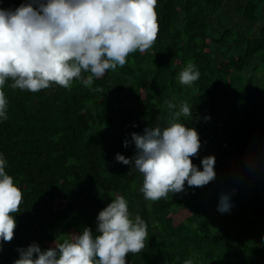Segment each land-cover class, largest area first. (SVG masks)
Listing matches in <instances>:
<instances>
[{"label": "trees", "instance_id": "obj_1", "mask_svg": "<svg viewBox=\"0 0 264 264\" xmlns=\"http://www.w3.org/2000/svg\"><path fill=\"white\" fill-rule=\"evenodd\" d=\"M28 2L0 0V9ZM155 11L153 45L90 86L73 80L68 89L33 93L6 81L0 153L22 202L12 240L0 241V264H12L17 247H50L58 223L65 237L95 232L98 212L115 195L147 224L145 247L127 254L126 264H264V171L242 170L250 153L264 156V0H157ZM189 62L200 78L181 85L178 73ZM129 94L143 117L127 104ZM182 101L192 115L181 119L201 141L192 162L199 167L214 155L216 179L145 200L142 174L115 155L131 158L135 145L123 141L166 119L168 102ZM233 188L230 213L217 212L219 194Z\"/></svg>", "mask_w": 264, "mask_h": 264}, {"label": "clouds", "instance_id": "obj_2", "mask_svg": "<svg viewBox=\"0 0 264 264\" xmlns=\"http://www.w3.org/2000/svg\"><path fill=\"white\" fill-rule=\"evenodd\" d=\"M156 4L157 0H29L14 10L0 9V121L8 119L3 91L7 80L12 81V88L33 93L53 84L68 89L73 80L87 87L106 71L122 68L130 53L148 50L158 33ZM177 78L181 85L191 86L200 72L189 62ZM95 91L103 90L97 87ZM168 109L166 119L123 141L124 147L135 145L131 158L115 155L117 162L142 174L139 191L149 201L185 191V182L189 187H202L216 179L214 155L202 157L199 167L192 162L201 141L196 129L181 119L191 117L192 108L182 101L178 105L168 102ZM7 163L0 153L2 242L12 240L14 214L22 202L21 189L6 172ZM242 170L264 171V156L250 153ZM235 191L219 194L217 212L230 213ZM95 219V232L84 227L43 250L36 242L17 247L18 258L12 264H126L127 254L145 247L147 224L129 211L124 196L112 197ZM182 264H193V260L185 259Z\"/></svg>", "mask_w": 264, "mask_h": 264}, {"label": "rangeland", "instance_id": "obj_3", "mask_svg": "<svg viewBox=\"0 0 264 264\" xmlns=\"http://www.w3.org/2000/svg\"><path fill=\"white\" fill-rule=\"evenodd\" d=\"M127 104L129 105V107H131L132 110H134L140 117H143L144 116V107L142 106H138L134 103L133 101V97L131 94L128 95V98H127ZM55 232H56V235L59 237L58 239H63V238H66L64 236V231H63V224L61 223H58L56 225V228H55Z\"/></svg>", "mask_w": 264, "mask_h": 264}]
</instances>
